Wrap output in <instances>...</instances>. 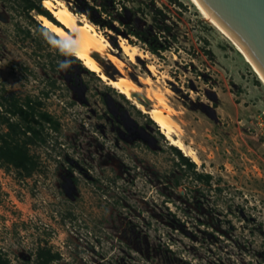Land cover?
<instances>
[{"label":"rangeland","instance_id":"1","mask_svg":"<svg viewBox=\"0 0 264 264\" xmlns=\"http://www.w3.org/2000/svg\"><path fill=\"white\" fill-rule=\"evenodd\" d=\"M18 1L0 0V101L38 99L59 126L31 146L33 176L0 164V252L10 264H38L39 248L61 254L53 264H264V86L232 43L188 0H59L90 23L85 10L105 18L90 8L109 4L113 29L95 28L115 48L125 39L148 55L120 56L151 93L148 107L159 92L172 108L196 171L212 176L206 184L149 114L52 45ZM119 18L169 50L153 54Z\"/></svg>","mask_w":264,"mask_h":264},{"label":"trees","instance_id":"2","mask_svg":"<svg viewBox=\"0 0 264 264\" xmlns=\"http://www.w3.org/2000/svg\"><path fill=\"white\" fill-rule=\"evenodd\" d=\"M175 1L180 7L183 6L181 2ZM47 0H19V8L38 26V29L43 32L49 39L52 45H56L59 48L66 51L71 55L72 60L77 63H82L74 54L70 53L64 46L67 45L59 36L54 34L48 28L43 26L42 22H38L31 13L35 12L37 16H44L56 25L62 26L56 18L52 15L51 11L46 8ZM100 9L90 8L93 12L105 15V18H96L94 13L85 10L87 17L95 26H99L103 29H113V23L118 18L112 15L109 10V4L107 2L100 4ZM89 8V7H88ZM125 9V8H124ZM156 14V18L159 15H163L161 9L155 8L153 10ZM120 19V18H119ZM119 22L126 28L127 35H133L141 39L146 45L149 46V50L160 56L162 52L168 51L169 46L167 42L162 43L159 39L160 34L149 31L132 28L130 24H127L123 20ZM158 25L159 29H162V33L171 32L170 27ZM121 32V30L117 29ZM152 36V37H151ZM130 43V42H129ZM94 73V72H91ZM46 96L49 94L46 93ZM125 97L124 95H122ZM0 101V108L5 107V111H0V126H5V130L0 129V164L6 169L16 170L22 177H31L37 171L39 167L38 159L31 153V146L45 143L46 137L44 136V130L47 126L53 129H58V122L46 111L42 110L43 103L38 99L32 97H26L24 100L17 98L3 99ZM7 103V104H5ZM150 122L154 123L152 119ZM157 125V124H156ZM172 149L178 154L181 160V165H185L190 171L194 173L195 179L200 182L209 184L212 180L210 174L199 173L196 171L195 162L191 161L189 157L184 156L180 149L172 146ZM37 263L38 264H53L61 259V254L53 252L48 248H39L37 251ZM0 264H10L8 258H5L0 252Z\"/></svg>","mask_w":264,"mask_h":264},{"label":"bare ground","instance_id":"3","mask_svg":"<svg viewBox=\"0 0 264 264\" xmlns=\"http://www.w3.org/2000/svg\"><path fill=\"white\" fill-rule=\"evenodd\" d=\"M188 1L196 7L205 20L211 23L232 43L235 49L252 67L264 86V77L247 53L238 45L230 34L223 30L207 15L197 0ZM46 8L51 11L62 26L54 24L44 16H38L43 26L67 43L70 46L69 49L71 52L82 61L87 69L97 73L106 84L119 91V93L124 95L143 113L149 114L172 146L180 149L185 156L191 158L195 163H201L198 153L179 137V126L170 117L173 110L166 103L164 97L159 92V94L152 93L154 98L159 102V105L149 108L148 101L150 96H152L151 93L145 94L143 89L129 77L126 71L127 65L120 56L123 54L129 61L135 63L137 57L147 59L148 55L141 51L137 45H133L125 39L122 40L119 49L115 48L108 37L97 31L95 25L87 20L79 18V16L59 0H47ZM106 62L117 68L121 75L116 76L117 78H110L104 69V64ZM148 68L153 76L161 75L155 65H149ZM144 83L151 85L152 79L146 78ZM160 106H162L164 110L159 109Z\"/></svg>","mask_w":264,"mask_h":264},{"label":"water","instance_id":"4","mask_svg":"<svg viewBox=\"0 0 264 264\" xmlns=\"http://www.w3.org/2000/svg\"><path fill=\"white\" fill-rule=\"evenodd\" d=\"M238 43L264 77V0H197Z\"/></svg>","mask_w":264,"mask_h":264}]
</instances>
